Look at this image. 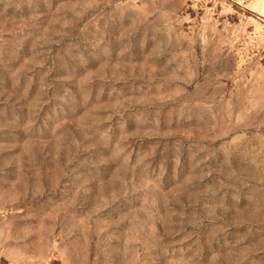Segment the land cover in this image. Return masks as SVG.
<instances>
[{
	"label": "rangeland",
	"instance_id": "374dc122",
	"mask_svg": "<svg viewBox=\"0 0 264 264\" xmlns=\"http://www.w3.org/2000/svg\"><path fill=\"white\" fill-rule=\"evenodd\" d=\"M0 264H264V0H0Z\"/></svg>",
	"mask_w": 264,
	"mask_h": 264
}]
</instances>
